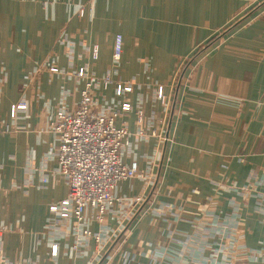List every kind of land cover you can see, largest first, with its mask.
Returning a JSON list of instances; mask_svg holds the SVG:
<instances>
[{
    "label": "crops",
    "instance_id": "0c3cea01",
    "mask_svg": "<svg viewBox=\"0 0 264 264\" xmlns=\"http://www.w3.org/2000/svg\"><path fill=\"white\" fill-rule=\"evenodd\" d=\"M89 81L145 175L80 228L50 124ZM0 229L6 264H264V0H0Z\"/></svg>",
    "mask_w": 264,
    "mask_h": 264
},
{
    "label": "built area",
    "instance_id": "2783aa9c",
    "mask_svg": "<svg viewBox=\"0 0 264 264\" xmlns=\"http://www.w3.org/2000/svg\"><path fill=\"white\" fill-rule=\"evenodd\" d=\"M122 51L123 37L117 34L114 42V60H120ZM97 52L96 48L95 55ZM50 69L58 70L57 67ZM79 75H85L83 69ZM100 79L105 86L113 82L109 75ZM93 84L92 81L87 82L76 109H60L50 124V129L60 141L55 155L69 185L68 195L60 202L50 205V210L61 217H74L76 225L80 228L84 227L88 206L97 209L99 215H102L108 206L120 200L113 195L119 181L145 175L136 162L127 165L121 157L129 132L125 126L118 127L115 119L121 112L131 110L132 105L124 102L119 110L111 113L94 111ZM131 89L132 85L129 83H117L119 94ZM159 96L163 97L162 89ZM26 107L24 101H19L12 106V111L15 114L17 110ZM1 232L3 229H0ZM84 232L90 233L88 230ZM56 251L55 245L54 253ZM0 264L6 263L0 259Z\"/></svg>",
    "mask_w": 264,
    "mask_h": 264
},
{
    "label": "trees",
    "instance_id": "16d2710c",
    "mask_svg": "<svg viewBox=\"0 0 264 264\" xmlns=\"http://www.w3.org/2000/svg\"><path fill=\"white\" fill-rule=\"evenodd\" d=\"M215 40V38L214 39H212L209 43H212L213 41Z\"/></svg>",
    "mask_w": 264,
    "mask_h": 264
}]
</instances>
